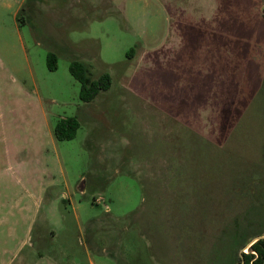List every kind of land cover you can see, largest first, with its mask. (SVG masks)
Returning <instances> with one entry per match:
<instances>
[{"label":"rangeland","instance_id":"1","mask_svg":"<svg viewBox=\"0 0 264 264\" xmlns=\"http://www.w3.org/2000/svg\"><path fill=\"white\" fill-rule=\"evenodd\" d=\"M262 230L264 0H0V264H241Z\"/></svg>","mask_w":264,"mask_h":264},{"label":"trees","instance_id":"2","mask_svg":"<svg viewBox=\"0 0 264 264\" xmlns=\"http://www.w3.org/2000/svg\"><path fill=\"white\" fill-rule=\"evenodd\" d=\"M26 7H22L19 18L24 21ZM133 50V48H131ZM47 64L49 69L57 68V53H47ZM70 71L80 82V97L84 101H91L101 90L108 89L112 84V76L109 72H102L95 76L90 64L83 59L74 58L70 62ZM80 127V120L75 115L65 116L55 124V134L59 139H71L76 136ZM243 264H264V237L256 240L248 252L243 251Z\"/></svg>","mask_w":264,"mask_h":264},{"label":"water","instance_id":"3","mask_svg":"<svg viewBox=\"0 0 264 264\" xmlns=\"http://www.w3.org/2000/svg\"><path fill=\"white\" fill-rule=\"evenodd\" d=\"M264 237V232L257 234L249 239H247L246 244L244 245L243 249H247L248 247H250V245H252L256 240H258L259 238Z\"/></svg>","mask_w":264,"mask_h":264},{"label":"flooded vegetation","instance_id":"4","mask_svg":"<svg viewBox=\"0 0 264 264\" xmlns=\"http://www.w3.org/2000/svg\"><path fill=\"white\" fill-rule=\"evenodd\" d=\"M263 232H264V230H262V231H260V232H256V234H251V236H249V237L251 238V237H253V236L257 235V234L263 233ZM249 237H247V239H249ZM246 241H247V240H246ZM245 244H246V242L244 243V245H245ZM244 245H243V247H244ZM250 247H251V245H250ZM250 247H249V248H250ZM241 248H242V247H241ZM243 251H244V250H243ZM243 251H242V256H241L242 258H243ZM248 251H249V250H248ZM248 251H245V252H248ZM243 262H244V261L242 260V261H241V264H243Z\"/></svg>","mask_w":264,"mask_h":264}]
</instances>
